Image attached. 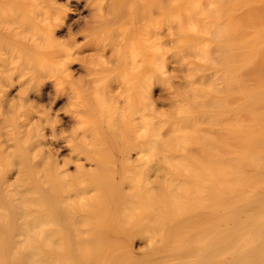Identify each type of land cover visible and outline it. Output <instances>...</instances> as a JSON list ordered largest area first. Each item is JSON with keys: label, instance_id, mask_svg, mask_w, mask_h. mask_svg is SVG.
<instances>
[{"label": "rangeland", "instance_id": "rangeland-1", "mask_svg": "<svg viewBox=\"0 0 264 264\" xmlns=\"http://www.w3.org/2000/svg\"><path fill=\"white\" fill-rule=\"evenodd\" d=\"M0 2V88L5 89L6 81L1 78L14 69L12 74L25 82V95L30 99L29 104L19 107L18 115L11 113L8 118L5 115L9 116L11 107L0 93V107L4 102L9 110L3 115L0 112V149L11 143L2 169L8 170L17 161L24 171L33 154L50 160V166L59 163L60 172L51 170L60 197L56 198V210L65 212L62 200L67 198L69 217L67 222L56 220L55 225L50 222L56 218L50 219L47 228L42 225V230L57 233L50 249L44 244V235L32 236L41 250L53 254L55 264H224L232 260L234 264H254L261 256L264 263V250L255 248L264 245V219L257 223L243 220L238 231L245 236L249 231V240L245 239L248 245L243 239L246 247H240L239 239L235 244L241 249L230 253L212 250L205 243L191 245L187 240L209 231L214 174L221 181L234 176L230 180L233 184L243 182L244 171L251 175L260 171L264 178V167L257 168L258 158L264 157V144L259 145V135L258 141L254 138L259 144L251 138L253 130L250 138L244 137L261 152L257 158L252 150L253 165L257 166L250 167L248 160L241 162L252 154L246 152L251 145H246L245 158L237 150L230 154L232 170L226 164L229 144H225V126L230 118L226 108L241 101L238 92L243 86L237 84L243 68L241 74L235 71L237 84L231 87L238 96L230 98L225 60L222 57L220 64L215 60L222 52L215 53V49L220 50L219 45H226V39L232 37L233 24L226 23L228 13L234 7L231 13L242 15L245 0H57L55 5L65 6L68 14L52 35H46L44 29L56 11L50 0ZM236 35L237 31L235 51H231L234 55L239 51ZM247 78L253 83L252 77ZM213 98L221 107L214 109L210 103ZM258 105L252 110L260 118L264 105ZM35 109L42 112L36 113L34 120L44 127V140L37 141L27 128L20 129ZM260 120L262 124H257L262 127L264 120ZM9 138L15 141L6 143ZM235 140L234 149L237 145L240 148L241 136ZM31 145L35 151L29 150ZM213 164L221 166L216 168L218 172ZM27 173L32 176L24 172V187L35 178L30 170ZM258 190L263 197V187ZM40 196L29 194V205L44 206L45 210L50 207L52 211L44 210L50 217L54 210L44 205ZM254 205L245 208L243 219H257L264 212V201ZM6 207L9 211H4L0 220V246L11 241L14 222L10 206ZM192 219L200 221L196 228L200 231L172 233L181 220L189 227ZM26 231L24 225L23 240ZM178 239L189 248L187 256L180 261L162 258L161 251L172 252ZM253 249L258 251L256 255Z\"/></svg>", "mask_w": 264, "mask_h": 264}, {"label": "bare ground", "instance_id": "bare-ground-1", "mask_svg": "<svg viewBox=\"0 0 264 264\" xmlns=\"http://www.w3.org/2000/svg\"><path fill=\"white\" fill-rule=\"evenodd\" d=\"M50 2L53 3L52 5L55 6L56 11H54L53 19L44 25L46 35H50V34L52 35L54 27L55 26L57 27L60 24H62L64 21V18L66 17V14H68V13H66L67 12L66 9H64L65 6L62 7L59 5L58 6L55 5L57 3V0H50ZM231 6L230 7L228 6L229 10H230ZM243 7H244V11H243L242 15H237V14L235 15L234 14L235 12H233V14H232L231 12L233 11V9H235L234 7H232L233 8L232 11H230L228 13L229 16L226 15L227 19H228V21L226 23L230 22L229 24H231V26L233 24V26H232L233 35L229 39V38H227L228 35H227V37L225 36L227 34L226 33L224 35L227 38V39L225 38L226 39V45H223V46L219 45L220 50H218L219 48L216 45L218 49H217V51L215 49V53L216 52L218 53V51L223 52L224 48H225V51H224L225 55H224V52H223V54L221 52V54L224 56H222L220 53H218L217 56L215 55L216 56L215 60H217V62H219V64H220V60L222 57L224 58L223 60H225V64H226L225 69L227 71L226 76H227V80H228V82H227L228 84H227L226 88H227V90L229 89L228 90L229 93H230V91L232 92L231 87L233 86V84L234 85L237 84L236 83L237 78L235 77V71L237 70L236 72L239 71V73L241 74V70L243 68V70H242V72H243V75H242L243 76L242 77L243 85H242L241 77H238L240 79H239V82L237 84V85H239L238 86L239 88H240V86H243L240 88L241 91L238 92V93L242 94L241 99H240L241 101L235 106V104L233 103L235 100L233 101V99H232V103L234 104L235 107H232V105H230L231 107L228 106V109H227L226 108L227 105L225 104L226 106H224L227 110L226 111L227 119L229 117L233 118L231 120H229L230 119L229 118L227 120L228 126L227 125L225 126V132L227 135L225 138V139H227L225 144H227V143L229 144V147H227L228 144L226 145V147H227L226 158H228V160H226V164L228 166L231 165V160H232L231 159L232 156L230 154L235 152L236 150L240 153V155H242L244 153V155H242V156H244V158H245V154H246L245 149L247 148L248 145H251L245 139L246 138V137H244L245 135H247V136L249 135L248 136L249 138L253 135L254 137H251V138H253V140H255V141L258 137H260L259 141H258L259 138L257 139V141L260 144L257 141L256 142L259 145L262 144V146L264 144L263 143L264 137L261 138V136H264L263 135L264 130H263V133H262V131H260L261 128L264 126V125H262V127L260 126V124H262V123H260V121H261L260 119L262 117V119L264 120V116H261L259 118L258 117L259 114H258V116H256L255 111L252 110V107L255 105L259 106L258 105L259 103H261L260 106L264 105L263 104L264 103V0H245ZM209 8H210V6H209ZM228 17L230 18V20ZM236 31L238 33V36L236 35V40L239 39V44H237L236 50H239L240 52L239 51L238 52L240 54H238V52L236 51L237 54L234 55L232 52H233V50L235 51L233 43L235 42L234 38H235ZM228 48L231 49V50L229 49L230 50L229 52H228ZM218 55L221 57H219ZM237 55L239 56L238 62H236V60H237L236 56ZM217 57H218V59H217ZM64 64L66 65L65 62H64ZM8 69H7L8 73H10V72L11 73L8 76L3 77V79L1 78V80H3V81L6 80V81L4 84L5 89L0 88V93L4 94V96L6 97L4 102H8L9 103L8 105H10L11 109H9L10 110V112H9V110L5 106V103L3 102L2 106L0 107V112L2 113L1 115L9 112V116H8V114L5 115L6 117L9 118L11 113L15 114V112H16L18 115L17 110L19 109V107H22L23 105L29 104L30 99H29L28 95H25V91L27 88V87H25V82L22 81L20 77H19V79H16L14 77V72L12 74V71L14 69L12 71L10 69V72ZM222 71L224 72V70H222ZM64 72H66V70ZM216 73H218V72H216ZM247 77H250V78L252 77L250 80H253V83L249 84ZM225 84H226V82H225ZM0 86L2 87L1 83H0ZM219 93H221V92H219ZM237 94L235 91H233L231 94L227 93V96L230 95L228 97L231 98V97H235ZM225 96H226V94H225ZM230 98H228V99H230ZM234 99H236V98H234ZM213 100H214V102L211 101L210 103H214V104H212L215 107L214 109L221 107L220 105H218L220 103V101L218 102L217 98H213ZM228 102H230V101H228ZM216 105H218V106L216 107ZM31 106H33V105H31ZM213 106H212V108H213ZM35 110H37V111H35V113L31 112L30 115H28V116L26 115L28 117V119L25 116L27 120H26V122L24 121V123H25L24 126H22L21 128L19 127V128L20 129L27 128L25 130H28L29 134L31 133V134L38 137L37 141H39V138L44 140V135H45L43 133L44 127H41L39 125V123H38L39 121L37 122L36 120H34V117H35L34 115L36 113L39 114L42 112H40V110H38V109H35ZM263 110H264V106H263ZM43 112H45V111H43ZM223 113L225 114V111ZM24 114H27V113H24ZM246 115H249V116L252 115L254 117V119H251L249 116H246ZM219 116H220V114L218 115V118H216V119H219L220 118ZM243 116H245L244 119L248 118V120L246 119V121H244V119H243V121H241ZM216 117H217V114H216ZM12 118H14V117H12ZM249 118L251 120H253L252 124H249V123H251V120H249ZM255 118H256V120H255ZM257 119L259 122L257 121ZM225 120H226V118H225ZM263 120H262V122H263ZM254 121H256V123ZM244 122H246V123L248 122V124H246V123L244 124ZM231 123L233 125H234V123H236L238 125V127L236 126V124L233 126ZM257 123H260V124H257ZM243 124L247 128L246 127L244 128ZM254 126H255V130L253 129ZM248 128L251 131L249 130L250 132L245 133L248 131ZM20 129L17 131L20 132ZM236 129H238V130H236ZM239 130L242 132H239ZM252 130H253V132H252ZM23 132L24 131H22L21 134H23ZM235 132H239L237 134L241 136V143L238 140L239 141L238 144L240 143L241 146L239 148V145H237V147H238L237 149L236 148L234 149V147H235L234 142L237 141L235 139H236V136H238V135H235ZM251 132L253 133L252 135H251ZM241 133H242V135H241ZM256 133H259V134L256 135ZM24 134H25V132H24ZM26 134H28V133H26ZM256 136H258V137H256ZM228 137H231V139ZM10 138L8 140L6 139V143H8L7 141L13 140ZM20 138H23V136ZM254 138H256V139H254ZM13 141H15V140H13ZM231 142L233 144H231ZM246 142L248 144H246ZM8 144L5 145V148L0 149V220H2L5 217L4 211H5V214L9 211L8 208L6 207L7 205H9L10 209L12 210V213H13L12 220L14 222L12 224V231L10 232L11 241H8L6 244H4V246H0V264H55L56 260H55V257L53 256V254L50 252L52 254L51 255L48 252V250H46V249L41 250V248L37 246V242L33 240L34 238L32 236L33 235L35 236L37 233L44 235L45 236L43 239L44 244L46 243V245L49 246L48 249H50L51 248L50 245H54V243H56L54 236H56L55 234H57V233L54 229L53 230L52 229L46 230V231L42 230L44 228V227L42 228V225L45 227L46 226L48 227V222L52 221L50 219H54V218H56L54 220V222H50V224H52V225H53V223L55 225L56 220H63V221L67 222V218L69 217V211H67V209H66L67 208L66 203L68 202V200H67V198H64L62 200L63 207H65L64 208L65 212L59 213V210L57 211L56 209L58 208L57 207V204H58L57 199L60 197L58 196V198H57V191L55 190L56 187H55V184L52 183V179H51L52 178L51 175L53 172L51 170H53V168H54L57 172H60L61 167L59 166V163H57V162L55 163V165L50 166L49 165L50 160L48 161V159L43 157V156L41 157V156L33 154V155H30V161H31L30 165H29L30 161L28 162V165L26 164V166L24 164L25 160L23 161L22 165L25 166V167L23 166L24 169L27 168L24 171L21 168L22 166L20 167L18 165V164H20L19 162H18V164H16L17 161L15 162V164L11 168H8V170L4 171L2 169L1 162L5 158L6 155L7 156H8V154L10 155L11 151L8 149L10 148L9 146H11V143L9 142ZM230 145H233V146H230ZM32 146H34V145L29 146L30 148H32V149L29 148V150L35 149ZM252 146H254V145L248 146V149H246V152H248V151L252 152V154H250L251 152L250 153L248 152L250 155L246 154V157L248 155V157H250V158L247 159L248 158L247 157L243 160L241 159V162H245L244 160H246V161L248 160L247 162H252L250 164V167L253 166L252 168H255L257 165L256 166L253 165V164H255V161L254 162L252 161V158H254V157H252L251 155L254 156V154H255V156H257V158H258L259 156H261L260 155L261 152L258 150H256L257 151L256 152L255 151L256 148H253ZM249 148H251V149H249ZM261 148L264 149V146ZM35 150H33V151H35ZM252 150L255 151L254 154H253ZM259 152H260V154L258 155ZM30 153L32 154V152H30ZM263 158H261V157L258 158L259 160H261L263 165L260 164L261 162H259V160L256 161V164H257V162H259V164H258L259 166H257V168H260V166L264 167ZM247 162H246V164L244 163L246 165V167L248 166ZM213 163H214V156H213ZM214 164H213V169L216 170V168H217L219 170V168L221 166L216 167V166H214ZM244 164L241 163V165H243V169L246 168V167H244ZM216 165H219V162H216ZM27 166L30 168H28ZM228 166H227V169L232 170L231 166H229L230 168ZM78 168L82 169L81 166H79ZM257 168L255 170H257ZM26 170L27 171L30 170L31 173L33 172V177H35V178L33 180L29 179L30 182L27 183V185L25 184L26 186L24 187V183L21 182L22 175H24V172L26 173V175L30 174V173H27ZM218 170H216V171L218 172ZM247 173H245V171H244V174L242 177L245 180L243 179V182H241L242 180H240L239 182H237L238 184H236V181H234V184H236V185L233 184V181H230V180H233V178H234V176L232 174L231 175L233 176V178L230 177V175H229L228 177H226L222 181L217 178L218 174L213 175L212 194H211V198L209 201L210 212H209V215L207 217L208 218L207 220H208L209 231L204 232L201 237H199L198 233H197L196 235L193 236V238L187 239L191 245H195L197 243H205L207 245V247H209L210 249L220 250L224 253H230L231 251L233 252L234 249L239 247L238 246L239 244H240V247H243V248H244V244H245V247H246V243L248 245V242H246V241L249 239L246 238V236H250V235H248L249 231H247L248 233L245 236V234H246L245 232H243V231L239 232L238 231V226L242 225V227H243V220H247V221L252 220L253 222L256 221V223H257V222H260L262 219H264V212L259 214L257 219L254 216H250L247 219H243V216L245 214V212H244L245 208L250 207L251 205H254V204H255L254 206H259L264 201V193H262L263 197H261L262 195H261V193H259L260 191L258 190L261 187H263V190H264V184H263L264 178H262L263 173L260 171L258 172V174H253V175H251L249 173L247 174ZM257 175H259V176H257ZM260 175H261V177H260ZM23 180L28 181V179H23ZM258 180L260 182H257ZM21 187H24V188H21ZM32 193H36V194L39 193L41 195L39 198L43 197L42 200L44 199V202H43L44 205L49 204L53 208V210H54L53 211L54 213H52L53 216L52 215L50 217L46 216L47 212H44V210H45L44 206H41V207L37 206V208H39V209H37V208H34L35 206L33 207V206L29 205L30 199L28 196H29V194H32ZM258 194L260 195V198L257 197ZM255 199H257L258 201ZM47 210H48V212L52 211V210H50V207L47 208L45 211H47ZM43 212H44V214H43ZM198 222H200V221H198L196 219H192L191 224H189V227H188L186 225V223H188V222L181 220L179 223H177V227L174 230H172V233H179V232L181 233L184 231H186V232H189V231L198 232V231H200V230H196L197 226L199 225ZM50 224H49V226H50ZM65 224H67V223H65ZM24 225L27 228L26 240H23L21 238L23 235L22 230H23ZM39 227H40V229L42 228L41 229L42 233L39 232V230H40ZM173 228L171 227V229H173ZM253 231H252V233H253ZM244 236H245V238H243ZM182 237H179V239ZM253 237H256V236L254 235ZM239 239L241 241L239 243H237L238 245L235 244L236 241ZM243 239L246 243L243 241ZM245 239H247V240H245ZM178 240H177V245H173V248L171 249L172 252L167 253V252L161 251V253H163V254H161L162 258H167V259H170L171 261H174V260L180 261L187 256L186 251H188L189 248H186L183 246L185 243L184 240L181 239V240H179V242H178ZM251 241H252V239H251ZM1 243H2V241H1ZM23 244L24 245L26 244V246H27L26 249L23 248ZM0 245H3V244H0ZM255 248H257L258 251L261 252L262 250H264V245L257 246ZM253 250H252L253 251L252 253H254V255H256L255 254L256 250L255 249H253ZM258 251H256V252H258ZM252 253H250L249 257L251 256ZM239 259H240V257H239ZM241 259L240 260L243 261V258H241ZM246 259H248V258H245V260ZM262 259H263L262 256L260 257V260H258V257H257V259L255 261L256 263L254 262V264H264V263H262ZM257 260L259 262L260 261L261 262L257 263ZM232 261L235 262V260H232ZM227 262H225L224 264H234V262H232V263L230 261H229L230 263L229 262L227 263ZM263 262H264V260H263ZM177 263H179V262H177Z\"/></svg>", "mask_w": 264, "mask_h": 264}]
</instances>
